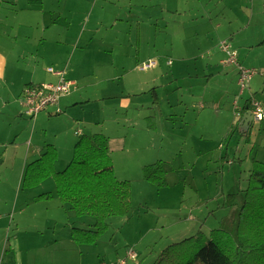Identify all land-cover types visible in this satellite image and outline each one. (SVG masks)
<instances>
[{
    "label": "rangeland",
    "instance_id": "obj_1",
    "mask_svg": "<svg viewBox=\"0 0 264 264\" xmlns=\"http://www.w3.org/2000/svg\"><path fill=\"white\" fill-rule=\"evenodd\" d=\"M178 1L0 0V50L9 56L0 80V264H154L170 245L209 236L243 205L254 164L264 162V120L243 133L235 104L252 98L264 110V0ZM42 19L50 27L39 43L44 28L23 26ZM234 31L242 33L236 43ZM225 40L256 71L242 97L237 68L221 64ZM70 61L78 104L59 116L47 113L52 106L21 116L26 86L52 82ZM153 61V69L139 70ZM4 83L16 85L13 96ZM83 134L126 139L112 161L116 177L131 182L133 210L110 218L96 243L78 245L73 229L94 230L95 219L63 204L53 177L26 188L22 174L28 165L48 167V158L34 162L49 143L63 171ZM159 161L172 168L163 186L144 179V168ZM46 194L53 198L41 199Z\"/></svg>",
    "mask_w": 264,
    "mask_h": 264
},
{
    "label": "trees",
    "instance_id": "obj_2",
    "mask_svg": "<svg viewBox=\"0 0 264 264\" xmlns=\"http://www.w3.org/2000/svg\"><path fill=\"white\" fill-rule=\"evenodd\" d=\"M225 41L231 44L229 40ZM249 111L252 113V98L245 102L242 118L243 113ZM57 112L56 115H61V111ZM251 124L245 125L242 132L248 133ZM237 127L238 123L234 124L232 131ZM41 156L43 158L34 164L48 158V167L31 172L28 165L22 183L26 188H33L53 177L58 199L69 205L77 217L95 219L94 230L73 229L72 237L76 244L96 243L109 228L110 218L131 214L132 185L130 181L116 177L106 135L80 136L74 145L73 158L63 171L55 169L58 151L53 144L47 145ZM169 166L163 161L146 166L144 179L163 186L164 177L172 170ZM249 185L240 210L223 219L219 229L213 230L209 236L199 232L170 245L154 264H264V162L256 161L254 164ZM52 198V194L41 196L45 200Z\"/></svg>",
    "mask_w": 264,
    "mask_h": 264
},
{
    "label": "built area",
    "instance_id": "obj_3",
    "mask_svg": "<svg viewBox=\"0 0 264 264\" xmlns=\"http://www.w3.org/2000/svg\"><path fill=\"white\" fill-rule=\"evenodd\" d=\"M222 50L228 55V59L222 61L224 67L234 66L238 70V85L240 87V97L247 90L250 82L256 75L255 70L244 68L238 58L237 51L234 50L227 41L222 42ZM155 65V62H151L146 65L143 69H150ZM52 72V70H51ZM59 77V81L56 84H43L37 86H27L22 95V105L25 108V114L29 117L35 118V115L44 112L51 106L58 105L61 97L68 95L74 83L66 79V73L64 71H59L55 74ZM235 110L241 112L243 107H239L238 103L235 104ZM252 116L253 120L260 122L264 119V110L262 106L255 100H252ZM129 259L135 260L137 255L134 251H130L128 255ZM120 264H126L122 261Z\"/></svg>",
    "mask_w": 264,
    "mask_h": 264
},
{
    "label": "crops",
    "instance_id": "obj_4",
    "mask_svg": "<svg viewBox=\"0 0 264 264\" xmlns=\"http://www.w3.org/2000/svg\"><path fill=\"white\" fill-rule=\"evenodd\" d=\"M201 0H199V2H200ZM185 3L186 2V0H179L178 1V3L180 4V3ZM28 11V9H23L22 10V12L23 13H26V14H32V13H29V12H27ZM35 13V12H34ZM194 22H198V23H200V21H203V20H201L199 17H196L194 20H193ZM26 25H27V23H26ZM26 25H24L23 26V28L24 29H31L30 31H33L34 29H40V28H44L43 29V31H39L38 33H37V35H36V38H37V42H39V43H42V42H44L45 40L43 39L44 37H45V32H46V30L50 27L49 26V24L48 23H46L45 22V19H42L41 21H38V22H35L34 24H32V25H29V26H26ZM0 26H1V24H0ZM199 27H202V24H200V26ZM221 28H223V26H221V27H219V29H221ZM224 28H225V30H226V26H224ZM249 28H247V30H248ZM45 30V31H44ZM243 30V29H242ZM246 30V31H247ZM245 31V30H244ZM13 32V31H12ZM40 32H41V34H40ZM4 33H6V32H4ZM20 33V32H19ZM31 33V32H30ZM239 33V34H238ZM238 33L237 32H231V33H228V34H230V36H232L231 37V40H233L232 42H235L236 43V41L238 40V37L239 36H241V31H238ZM227 34V35H228ZM22 36V38L23 39H26V40H31L32 39V34L31 35H27V34H25V35H23V34H21ZM226 34L225 33H222V34H219L218 33V36H219V38L221 37V36H225ZM255 35V34H254ZM9 37H10V40H19V36H17V35H15V36H12V35H9ZM253 38L254 39H257V38H255V36H253ZM259 40H261L260 38H258ZM261 42H264V39H263V41L261 40ZM235 47V46H234ZM253 48V47H252ZM154 62V61H153ZM8 65H9V56H8V53H5V52H3V51H1L0 50V80L1 81H5L4 79H6V71H7V69H8ZM61 65H66V62H63ZM71 61H70V63H67V67H68V69H67V67L65 68V70H63L65 73H66V75H65V77H66V79L67 80H71V78H72V76H71V70H70V68H71ZM241 65H242V63H241ZM157 66V63L155 62V65L152 67V68H150V69H143V67L142 68H140L139 70L140 71H142V72H144V71H146V70H151V69H153L154 67H156ZM243 66V65H242ZM233 68H235L234 66H232ZM236 69V68H235ZM67 71V72H66ZM13 76L16 78V76L13 74ZM53 76V75H52ZM254 80V78L252 79V81ZM0 81V82H1ZM59 81V77L58 76H53V80H52V82H48V84H56L57 82ZM70 82H72V83H74L75 84V86H74V88H75V90H73V91H76V89H77V86H78V83L77 82H75V81H73V80H71ZM39 84H47L46 82H43L42 83V81H39V83H38V85ZM4 85H5V87L6 88H8V90H9V92H8V94L10 95V96H13L14 95V92H16L15 90H13L12 88L14 87H16V85L15 84H8V83H4ZM28 86V85H27ZM26 86V87H27ZM73 88V89H74ZM80 90V88L75 92V93H73V91H71L68 95H66V96H64L63 98H61V100L59 101V103H58V105H55V106H52L51 108H53V110H55V113L54 112H47V111H45V112H47L49 115H52L53 116V114H55V116H59V115H56V113H58L57 111H61V115L63 114V110L65 111L67 108H69L72 104H78V102H79V100H81L82 98H83V96H81L80 95V97H79V91ZM137 94V93H136ZM21 95V97H20V99H22V95H23V93L22 94H20ZM250 95L251 96H253L254 98L256 97V95L255 94H253L252 92H251V90H250ZM80 98V99H79ZM120 98H122V97H119V98H115V99H120ZM250 99V98H249ZM103 100H113V98H103ZM252 100H254V99H252ZM247 101V100H246ZM22 102V101H21ZM119 103H120V105L122 106V107H127L128 106V108L131 106V102H130V100L127 102V101H125V100H122L121 102L119 101ZM19 104H21V103H19ZM245 104V103H244ZM244 104H243V107H244ZM21 107H22V112H20V115L21 116H24V117H28L29 118V116H27L25 113H24V108H23V106H22V104H21ZM49 109V108H48ZM47 109V110H48ZM50 110V109H49ZM39 116H41V114H39L38 115V117ZM44 117H46V116H43V118ZM30 118H32V117H30ZM42 118V117H41ZM248 122V117H247V113L245 112V113H243V120H242V124H243V127H245V125H246V123ZM249 123H252V122H250L249 121ZM79 132V131H78ZM81 133H82V131H81ZM118 139H112L111 137L109 138V150L111 151V153H112V155L115 153V152H122L124 149H125V145H126V139L124 138H122V137H117ZM49 144H53V143H49ZM123 144H124V147H123ZM48 145V144H47ZM54 145V144H53ZM55 147H56V145H54ZM42 154V153H41ZM35 160V159H34ZM24 171H23V174H22V180H23V175H24ZM46 181V180H45ZM42 184V183H41ZM132 192H133V190H132ZM133 195V194H132ZM19 261L21 262L22 261V257H21V259H19Z\"/></svg>",
    "mask_w": 264,
    "mask_h": 264
},
{
    "label": "water",
    "instance_id": "obj_5",
    "mask_svg": "<svg viewBox=\"0 0 264 264\" xmlns=\"http://www.w3.org/2000/svg\"><path fill=\"white\" fill-rule=\"evenodd\" d=\"M247 117H248V122L246 123V126H247L248 124H250L249 121H250V122H253V116H252V113H251L250 111L247 112Z\"/></svg>",
    "mask_w": 264,
    "mask_h": 264
}]
</instances>
